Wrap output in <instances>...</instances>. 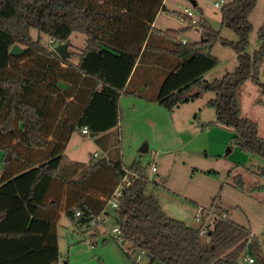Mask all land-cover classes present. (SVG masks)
I'll use <instances>...</instances> for the list:
<instances>
[{
    "label": "trees",
    "instance_id": "obj_1",
    "mask_svg": "<svg viewBox=\"0 0 264 264\" xmlns=\"http://www.w3.org/2000/svg\"><path fill=\"white\" fill-rule=\"evenodd\" d=\"M164 1L0 0V264H68L57 244L60 214L94 240L124 179L129 185L123 186L113 214L114 229L120 231L115 242L126 255L144 252L150 256L148 264H243L250 248L254 264H264L251 229L223 217L221 208L205 225L206 236L199 235L201 227L193 229L167 216L146 193V167L138 161L127 167L120 157L106 160L105 166L99 160L75 178L60 173L74 132L86 127L90 134H102L119 128L122 96L156 101L173 111L181 102L211 93L206 106L214 110L215 119L200 126L231 129L233 145L263 160L258 172L264 179V138L255 121L241 116L238 102L246 82L264 96L259 77L264 22L257 32L258 49L247 53L249 18L257 0H230L220 8V25L236 34V42L223 39L203 18L191 27L156 30L153 23L159 14H177L168 11ZM195 27L202 30L201 39L183 44L180 33ZM31 30L67 46L70 35L80 33L86 37L85 48L62 59L33 40ZM216 43L233 50L237 66L206 82L204 74L218 64L211 54ZM15 44L24 49L21 56L9 54ZM146 53H164L174 60L153 99L143 95L142 87L128 89ZM117 136L121 138L119 129ZM200 213L203 225L207 212L201 208Z\"/></svg>",
    "mask_w": 264,
    "mask_h": 264
},
{
    "label": "rangeland",
    "instance_id": "obj_2",
    "mask_svg": "<svg viewBox=\"0 0 264 264\" xmlns=\"http://www.w3.org/2000/svg\"><path fill=\"white\" fill-rule=\"evenodd\" d=\"M192 1L196 7H193ZM219 1L165 0L167 9L173 8L170 12L177 14H159L156 26L161 30L191 27L183 16L178 15H184L187 9L194 20L205 19L214 30L220 31L223 39L236 42V34L220 25V8L230 0H225L219 8L214 7L213 4ZM249 20L252 30L247 53L252 54L259 47L257 32L264 22V0H257ZM195 28L180 33L179 39L188 43L199 41L201 33ZM30 36L33 40L39 39L42 47L48 51L58 45L35 30L30 31ZM85 44L83 34H71L68 54L81 53ZM211 54L218 64L204 74L203 80L206 82L232 72L237 66L236 54L220 43L212 47ZM69 62L76 64L77 61L69 58ZM173 65V58L164 53L144 54L137 63L128 89H135L133 83L139 81L143 95L153 99L159 83ZM238 96L241 116L255 121L259 136L264 138V96L251 82L241 86ZM212 98L213 94L202 93L168 111L156 101L122 96L119 100L122 110L119 128L102 134L74 132L65 150L67 160L62 165L61 175L66 178L80 176L94 154L95 163L103 158L116 160L120 157L128 167L138 161L146 167L149 181L146 193L157 198L170 218L198 229L202 226L200 208L210 212L208 224L213 219L212 213L219 212L221 208L223 217L227 215L231 221L251 229L264 254V179L258 172L263 160L233 145L231 129L216 125L202 129L201 123L215 119L214 110L206 106V102ZM118 129L121 138L117 136ZM97 139L102 141V145L97 144ZM1 155L0 152V170ZM151 165L156 167L157 172L150 171ZM239 180L242 181V190ZM113 210L109 204L100 234L94 240L88 234L83 235L64 214H60L56 234L61 259L68 264H148L149 259L144 252L129 251V255H126L115 242L117 234L112 232L116 227ZM245 255L253 257L250 248Z\"/></svg>",
    "mask_w": 264,
    "mask_h": 264
},
{
    "label": "built area",
    "instance_id": "obj_3",
    "mask_svg": "<svg viewBox=\"0 0 264 264\" xmlns=\"http://www.w3.org/2000/svg\"><path fill=\"white\" fill-rule=\"evenodd\" d=\"M226 1L225 0H220L219 2H215L213 5H214V7H216V8H219L222 4H224ZM185 14H184V16L185 17H187L188 19H189V25H191V26H193V25H196L197 23H198V21H199V19L196 21V20H194L192 17H193V15H192V13L189 11V10H187V9H185V12H184ZM195 29H197V30H199L198 28H195ZM200 31V33H202V30H199ZM182 43L183 44H185L186 43V41L185 40H182ZM81 134H88V130H87V128L86 127H83L82 129H81ZM95 158H96V154H94L92 157H91V159H90V161H89V165L90 166H92V165H94L95 164ZM150 171L151 172H155L156 171V167L154 166V165H151L150 166ZM129 185V183H128V181L126 180V179H124L120 184H119V186L115 189V191H114V193H113V201L110 203V206L112 207V208H117V200L121 197V195H122V190H123V186H128ZM105 219H103V221H104ZM196 221H198V219L196 218ZM112 232L113 233H115V234H117V235H119L120 234V231L118 230V229H112ZM206 233H207V228H206V226L203 224L202 226H201V228L199 229V235H203V236H206ZM254 258L253 257H251V256H248V255H244L243 257H242V263L243 264H254Z\"/></svg>",
    "mask_w": 264,
    "mask_h": 264
},
{
    "label": "water",
    "instance_id": "obj_4",
    "mask_svg": "<svg viewBox=\"0 0 264 264\" xmlns=\"http://www.w3.org/2000/svg\"><path fill=\"white\" fill-rule=\"evenodd\" d=\"M192 5H193V7L195 6V3L193 1H192ZM23 52H24V49L19 47L17 44L13 45L11 47V49L9 50V54L13 55V56H20ZM54 52H56V54L62 59H66L69 55L67 52V44H58L54 48ZM100 165L105 166L106 165V159H104V158L101 159ZM147 257L150 259L149 255H147ZM155 264H161V263H155Z\"/></svg>",
    "mask_w": 264,
    "mask_h": 264
},
{
    "label": "crops",
    "instance_id": "obj_5",
    "mask_svg": "<svg viewBox=\"0 0 264 264\" xmlns=\"http://www.w3.org/2000/svg\"><path fill=\"white\" fill-rule=\"evenodd\" d=\"M195 3V2H194ZM196 4V3H195ZM164 6H165V8L167 9V7H166V4L164 3ZM168 10V9H167ZM171 10H173V8H171V9H169L168 11H171ZM156 20H157V18H156ZM156 20H155V22L153 23V27L156 29V30H160V31H165V30H161V28H157V26H156ZM166 30H169V29H166ZM172 30H177V29H172ZM207 73V72H206ZM259 77H260V80L262 81V82H264V62H263V64H262V67H261V70H260V75H259ZM132 81H133V77L131 78V81H129V83H132ZM134 87H136V88H139L140 87V83H139V81H135L134 83ZM254 85V84H253ZM135 88V89H136ZM242 90H245V89H242ZM247 90H250V89H247ZM251 90H253V91H255V89H254V87H251ZM238 94H239V92H238ZM134 98H138V97H134ZM141 99V98H140ZM239 99H240V97L238 96V102H239ZM240 106V105H239ZM246 118V117H245ZM211 121V120H210ZM84 135V134H83ZM91 159V158H90ZM155 172H157V169H156V171ZM155 172H153V173H155ZM153 197H155V196H153ZM157 199V198H156ZM161 206V205H160ZM201 209V208H200ZM213 214V213H212ZM168 216V215H167ZM210 216V212H208L207 213V218H206V223L204 224V225H207L208 224V221H209V219L208 218H210L209 217Z\"/></svg>",
    "mask_w": 264,
    "mask_h": 264
}]
</instances>
